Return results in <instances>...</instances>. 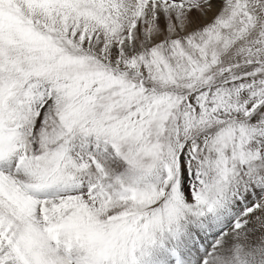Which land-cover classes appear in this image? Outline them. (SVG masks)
Here are the masks:
<instances>
[{"label":"snow or ice","instance_id":"snow-or-ice-1","mask_svg":"<svg viewBox=\"0 0 264 264\" xmlns=\"http://www.w3.org/2000/svg\"><path fill=\"white\" fill-rule=\"evenodd\" d=\"M0 264H264V0H0Z\"/></svg>","mask_w":264,"mask_h":264}]
</instances>
